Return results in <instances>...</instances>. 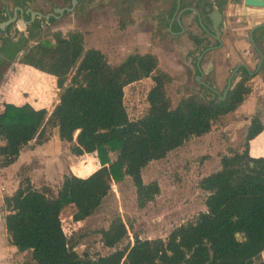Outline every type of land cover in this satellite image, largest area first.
<instances>
[{
    "label": "trees",
    "instance_id": "obj_1",
    "mask_svg": "<svg viewBox=\"0 0 264 264\" xmlns=\"http://www.w3.org/2000/svg\"><path fill=\"white\" fill-rule=\"evenodd\" d=\"M137 2L115 4L119 26L133 21ZM5 18L0 15V20ZM41 25L34 20L26 26L27 36L20 34L23 43L33 42L23 44L15 60L53 74L52 81L59 79L58 97L50 108L3 103L0 167L13 163L29 140L41 144L53 130L72 154H93L100 165L92 171L77 168V174L67 170L57 184L38 185L23 168L16 187L3 196L8 244L28 251L34 264H264V155L250 151V140L264 129V111L250 116L243 146L222 154L219 167L198 180L206 196L205 208L195 216L174 225L165 236L134 234L132 241L119 246L128 233L116 214L98 230L102 244L114 249L95 255L75 249L76 240L61 223L66 205L74 206L75 220L85 218L108 194L111 180L129 175L137 205L145 206L159 185L143 181V168L192 136L208 132L214 121L235 110L251 91L246 82L250 76L231 84L221 99L190 93L173 105L167 93L172 76L159 67L154 52H132L113 65L100 48L84 47L80 29L62 32ZM147 76L152 79L147 108L132 118L124 87ZM41 77L46 85L47 77Z\"/></svg>",
    "mask_w": 264,
    "mask_h": 264
},
{
    "label": "rangeland",
    "instance_id": "obj_2",
    "mask_svg": "<svg viewBox=\"0 0 264 264\" xmlns=\"http://www.w3.org/2000/svg\"><path fill=\"white\" fill-rule=\"evenodd\" d=\"M122 1L125 0H80L81 4L78 3L80 5L76 3L74 8L65 11V15L59 20L50 21L52 17L50 16L48 23L41 22V27L47 25L50 29H59L62 32L72 28L82 29L84 47L100 48L113 65L119 64L132 52H154L159 67L172 76L167 84V93L173 105L181 96L190 93H198L216 100L215 92L195 79L197 74L195 60L201 42L206 40V44L214 43L213 37L201 32L196 19L190 13H186L181 19V24L185 26L184 32L174 33L177 27L174 20L171 29H168L173 33H169L166 28L174 0H136L138 2L132 11L133 21L121 27L115 13V4ZM19 32L27 36L26 26L23 28L17 23H12L4 30H0V82L12 77L10 70L6 71L5 68L12 63L10 60L18 53L17 50H21L19 48L23 44L33 42V39H28L23 43L21 38L18 39ZM225 37L223 47L205 53L204 60L212 59L214 66L201 77L206 83L212 85L216 83L215 87L218 89H222V81L229 69L236 62L245 61L241 54L243 49L235 51L236 46L233 45L238 38L232 36L229 31L225 33ZM195 39L197 44L193 43ZM234 51L237 54L233 55ZM257 58L258 55L255 53L250 55L253 66ZM261 76L264 78V73ZM58 81L59 79L55 78V82ZM248 81L249 79L247 83ZM151 84L152 79L147 76L124 87V103L130 117L135 118L146 110L148 105L146 94ZM46 97L48 99V96ZM252 113L250 107L242 111L233 110L214 121L208 132L192 136L170 150L164 157L150 161L142 170V179L144 182L156 180L159 190L154 199L143 207L137 205L135 187L129 175L119 182L111 180L108 194L98 208L85 218L75 220L74 206L66 205L60 213L61 223L66 234L76 240L75 249L79 253L87 251L92 255L106 254L114 249L102 244L98 230L106 227L116 214L121 216L127 226L128 234L119 243V246H122L127 241H132L134 234L141 237L165 236L174 225L203 210L206 192L198 186V180L219 167L222 154L243 146ZM54 132L53 130L50 136L36 146L37 158L26 166L25 172L28 174L31 172L35 184L45 180L57 184L61 174L66 170L75 173L77 168L92 171L100 165L91 156L72 154L69 144L60 141ZM250 146L253 153L264 154V131L250 141ZM85 159L86 165L82 167ZM20 171L21 168L17 171L10 170L8 181L5 185L0 184V199L13 188L15 173L19 175ZM0 213H4L1 204ZM5 245L7 264H34L28 251H19L16 247H11L7 240Z\"/></svg>",
    "mask_w": 264,
    "mask_h": 264
},
{
    "label": "crops",
    "instance_id": "obj_3",
    "mask_svg": "<svg viewBox=\"0 0 264 264\" xmlns=\"http://www.w3.org/2000/svg\"><path fill=\"white\" fill-rule=\"evenodd\" d=\"M68 1L70 0H0V15L3 14L6 16L5 14L6 6L9 7V11L12 13V11L17 7V5L22 6L24 9L26 7H30L32 10L40 11L41 13L45 14L47 12L52 11L54 7L67 5ZM180 2H181L180 3L181 6L187 7V12H185L182 15V18L184 17L186 13H190L192 15V13L195 12V10L192 9L193 7L199 9L202 13L203 12L205 13V12H208L212 6H216L221 11L220 35L223 40L222 45L216 49H220L221 47L225 45V42H226L225 33L229 31V33L232 36L234 37L236 36V38H238V40L235 39V41L233 42V45L236 46V48L234 47L235 51L236 49L239 50V48L243 49L241 51V54L245 58L244 64L247 65L248 68L254 67L250 60V55H253L254 53L250 47L251 43L249 40V31L253 25L260 23V22H264V7L244 6L239 2V0H189V1L181 0ZM78 3L81 4L80 0H78L77 4ZM174 5L175 3L173 2V7ZM23 15L25 19L30 18V13L28 12L25 13L24 11ZM64 15L65 13H63L58 18L55 17L56 18L55 21L59 20ZM131 16H132V12H131ZM43 19L44 18L41 17L38 21L42 22ZM199 27H200L201 32H203L204 35H207L205 34L203 28L200 25ZM52 30H55V29L53 28ZM80 30L82 31V29ZM166 31H168L169 33H173L168 30V27L166 28ZM82 32L84 34V31ZM246 33H247V36H245ZM253 37L255 38L257 45L260 48H262V46H264V25L258 26L255 29H253ZM21 51L22 49L19 50L18 53L20 54ZM235 51L232 53L233 55L237 54ZM16 55L14 57V60H10L12 63L8 67L5 68L6 71L10 70V74L12 75V77H8V80L4 79L0 82V111L3 108L4 102H14L17 104L28 102L32 104L34 107L44 106V107L50 108L53 105V103L56 101L58 97V91H59V88L56 86L55 78L52 81V77L54 75L51 73L38 70L29 65H24L16 61L15 60L17 57ZM212 64L214 66L213 60H212ZM262 73H264V59H263V62L260 68H258V70L254 72V74L252 73L250 74L248 84L251 86V91L246 96V98L243 100V102L235 109L236 111H242L249 107L253 110L252 114L259 112V111L260 112L264 111V108H263L264 107V78L261 76ZM41 76L47 77L46 85H44L43 82L45 81L43 80ZM216 85L217 84L213 83L212 86L215 87ZM46 92L47 94H45ZM47 95H48V99L46 97ZM252 114H250V116ZM54 131H55L54 133L57 134V131L56 130ZM262 131H264V129ZM59 140L61 141V139ZM37 145H40V144L35 143L33 139L29 140L28 143L21 148L17 159L13 163H11L8 166L0 167V184L1 185L2 184L5 185V182L8 181V178L10 176V170L17 171L20 168H21V171L23 168H25L26 170L27 168L26 166L28 165V163H30L31 161L37 158V153H36ZM250 151H251V146H250ZM251 153L255 155L260 154V153H253L252 151ZM80 156H91L94 158V160H96L93 154L85 153ZM21 171L19 172V175ZM16 173H15V179H14L15 184L9 193L12 192V190L16 187L18 183L19 175H16ZM28 175L30 176L31 180L34 182L31 176V172H29ZM44 182H48V181L45 180ZM3 196L0 199L1 206L3 204ZM3 214L4 213H0V264H7L8 256L6 253V245H5L7 239H6L5 228H4ZM10 246L15 247L13 245H10ZM261 255L264 258V250L262 251Z\"/></svg>",
    "mask_w": 264,
    "mask_h": 264
},
{
    "label": "water",
    "instance_id": "obj_4",
    "mask_svg": "<svg viewBox=\"0 0 264 264\" xmlns=\"http://www.w3.org/2000/svg\"><path fill=\"white\" fill-rule=\"evenodd\" d=\"M78 0H70V5H66V6H59V7H54L52 11L47 12L45 14L41 13L40 11H35L32 10L30 7H26L25 9L22 6H18L12 11V13L9 11V7L6 6V18L0 20V30H4L5 28H7L10 24L12 23H17L19 26L21 27H25L27 26L30 22H32L34 19L39 20L40 17H43V22L46 23L48 21V19L50 18V16L52 17H59L61 16L65 11H70L74 8L75 4L77 3ZM239 2L244 5V6H259V7H264V0H239ZM180 4V0H176V5H175V10L174 13L172 15V17L170 18V21L168 23V29H171V20L173 19L178 7ZM194 9V8H192ZM195 12L197 13V17L199 19V23L200 25H202V27L205 28V25L203 24V22L201 21V17H200V13L197 9H194ZM30 13V18L29 19H25L23 13ZM181 10L178 12V14L176 15L177 21L180 22L179 19V15H180ZM209 16H210V20H211V27L214 30V37L219 41L218 44L215 47H219L221 45V39L219 37V33L221 28L219 29L218 26L221 23V11L216 7V6H212L211 10L209 11ZM264 25V22H260L257 23L255 25L252 26V28L249 31V39L251 41V43L255 46L258 54H259V61L257 63V68L255 69V71L258 69V67L260 66V64L262 63L263 57H264V52L259 49L256 46L255 40L253 38V29H255L258 26ZM20 34V32L18 33V35ZM22 52V51H21ZM203 54V51H201V53L197 56L196 59V64L199 70V73L196 75V79L201 81L202 83H204L206 86H208L211 90H213L218 96L219 98H223L228 87H229V81L227 83L226 88L224 89V91L222 92V94H219V90L202 81L200 79V77L203 75V71L201 70L200 66H199V60L201 58ZM209 64H211V62H209ZM242 65L244 67H246V69L249 70V68L247 67V65L243 64ZM239 65H236L234 67V69L231 72L230 77L232 76V74L234 73V71L236 70V68ZM255 71H250V72H255Z\"/></svg>",
    "mask_w": 264,
    "mask_h": 264
},
{
    "label": "flooded vegetation",
    "instance_id": "obj_5",
    "mask_svg": "<svg viewBox=\"0 0 264 264\" xmlns=\"http://www.w3.org/2000/svg\"><path fill=\"white\" fill-rule=\"evenodd\" d=\"M181 1V0H180ZM181 3V2H180ZM67 5H70V2L67 4ZM175 5H176V1H175ZM175 5H174V7H173V9H172V11H171V13H170V18L172 17V15H173V13H174V10H175ZM63 6H66V5H63ZM189 7V6H188ZM194 8V7H193ZM212 8V7H211ZM211 8H210V10H211ZM194 9H197V8H194ZM181 10V12H180V15H179V19H180V22H178L177 21V18H176V15L178 14V12ZM198 11H199V13H200V17H201V21L203 22V24L205 25V28L204 27H202V25H200V23H199V19H198V17H197V13L196 12H193L192 13V17H194L195 19H196V22L198 23V25H200L202 28H203V30H204V32H205V34H207L206 36H211V37H213V39H214V43H212V44H206V40L204 41H202L201 42V46H200V51H199V53H198V55L201 53V51H203V54H202V56H201V58H200V60H199V66H200V68H201V70L203 71V75L201 76V77H203V76H205L206 75V73L208 72V70L211 68V67H213V64H212V59H206V60H204V58H205V53L207 52V51H210V50H212V49H216V48H218V47H215L217 44H218V40L214 37V30L212 29V27H211V20H210V16H209V11L208 12H201L199 9H197ZM185 12H187V7H184V6H181L180 4H179V7H178V9H177V11H176V13H175V15H174V17H173V19L171 20V25H172V22L175 20V26H177L176 27V30L174 31V33H182V32H184V30H185V26L184 25H182L181 24V19H182V15L185 13ZM65 13V12H64ZM6 17V16H5ZM41 18V17H40ZM39 18V19H40ZM169 18V19H170ZM36 20V19H35ZM36 21H38V20H36ZM170 21V20H169ZM169 23V22H168ZM221 24V23H220ZM218 28L220 29L221 27H220V25L218 26ZM173 29V28H172ZM220 32H221V30H220ZM219 37H220V39H221V45H222V43H223V40H222V37H221V35H220V33H219ZM254 38V37H253ZM250 40V39H249ZM254 40H255V38H254ZM194 44H197L196 43V39H195V41L193 42ZM198 43H200V42H198ZM250 43H251V41H250ZM255 43H256V41H255ZM199 45V44H198ZM220 45V46H221ZM219 46V47H220ZM256 46L259 48V49H261L263 52H264V46H262V48H260L258 45H257V43H256ZM250 47H251V49H252V51H253V53H255L256 55H258V58H257V61H256V63H255V65H254V67L253 68H249V70L248 69H246L243 65H242V63L244 64L245 62H242V61H238V62H236V64L235 65H233L232 67H231V69H229V71H228V73H227V75L224 77V79H223V81H222V83H223V87H222V89H218L219 90V94H222V92L224 91V89L226 88V86H227V83H228V81H229V86L231 85V84H233L234 82H236L237 80H240L242 77H245V75L248 73L249 75L252 73V74H254V72H250V71H255V69L257 68V63H258V61H259V54H258V52H257V50H256V48H255V46L251 43L250 44ZM197 55V56H198ZM196 59H197V57H196ZM263 59H264V57H263ZM209 62H211V64H209ZM262 62H263V60H262ZM262 64V63H261ZM261 64H260V66H261ZM211 65V66H210ZM236 65H239L237 68H236V70L234 71V73L232 74V76L230 77V75H231V72H232V70L234 69V67L236 66ZM260 66L258 67V68H260ZM195 69L197 70V74L199 73V70H198V67H197V64H196V60H195ZM258 70V69H257ZM256 70V71H257ZM255 71V72H256ZM196 74V75H197ZM196 75H195V79H196ZM201 77H200V79H201ZM249 79V78H248ZM247 79V80H248ZM202 80V79H201ZM247 82V81H246ZM208 83V82H207ZM209 84V83H208ZM216 84V83H215ZM211 85V84H210ZM229 88V87H228ZM215 95L217 96V97H219L216 93H215Z\"/></svg>",
    "mask_w": 264,
    "mask_h": 264
}]
</instances>
